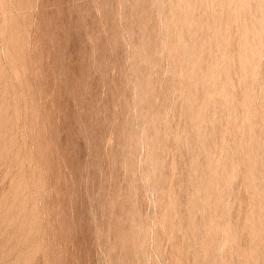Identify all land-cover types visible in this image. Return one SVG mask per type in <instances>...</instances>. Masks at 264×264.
Listing matches in <instances>:
<instances>
[{"label":"rangeland","instance_id":"rangeland-1","mask_svg":"<svg viewBox=\"0 0 264 264\" xmlns=\"http://www.w3.org/2000/svg\"><path fill=\"white\" fill-rule=\"evenodd\" d=\"M0 264H264V0H0Z\"/></svg>","mask_w":264,"mask_h":264}]
</instances>
